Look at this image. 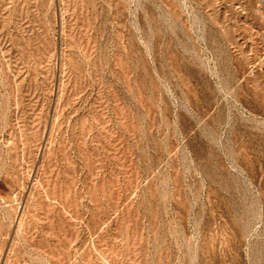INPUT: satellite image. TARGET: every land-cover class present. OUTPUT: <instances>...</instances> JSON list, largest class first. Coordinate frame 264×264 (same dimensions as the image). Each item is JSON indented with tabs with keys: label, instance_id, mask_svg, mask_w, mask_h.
<instances>
[{
	"label": "rangeland",
	"instance_id": "obj_1",
	"mask_svg": "<svg viewBox=\"0 0 264 264\" xmlns=\"http://www.w3.org/2000/svg\"><path fill=\"white\" fill-rule=\"evenodd\" d=\"M0 264H264V0H0Z\"/></svg>",
	"mask_w": 264,
	"mask_h": 264
}]
</instances>
